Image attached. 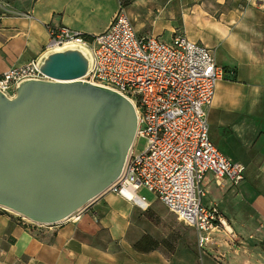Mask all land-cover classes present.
<instances>
[{
    "label": "crops",
    "instance_id": "crops-1",
    "mask_svg": "<svg viewBox=\"0 0 264 264\" xmlns=\"http://www.w3.org/2000/svg\"><path fill=\"white\" fill-rule=\"evenodd\" d=\"M120 8L140 36L184 35L227 72L209 109L210 135L246 167L245 179L220 186L209 174L205 184L226 226L202 248L192 228L172 245L141 251L135 243L145 235L162 241L143 231L130 238L140 208L107 191L77 222L38 226L0 211V264H264V0H0V76L40 60L51 30L96 36Z\"/></svg>",
    "mask_w": 264,
    "mask_h": 264
},
{
    "label": "built area",
    "instance_id": "built-area-1",
    "mask_svg": "<svg viewBox=\"0 0 264 264\" xmlns=\"http://www.w3.org/2000/svg\"><path fill=\"white\" fill-rule=\"evenodd\" d=\"M71 42L90 52V69L83 79L122 95L137 114L133 148L122 176L108 191L146 211L151 204L138 192L147 189L180 223L197 232L202 248L210 242L211 231L226 226L219 207L203 203L207 176L212 174L220 186H237L246 172L243 164L217 148L210 135L209 109L227 72L209 48L184 35L169 42L140 36L124 8L90 42L67 27L51 30L46 52L63 50ZM38 68L39 60L11 68L0 76V90L13 98L21 82L44 78ZM140 139L146 147L138 153ZM129 192L134 198L127 196ZM84 209L70 221H79Z\"/></svg>",
    "mask_w": 264,
    "mask_h": 264
},
{
    "label": "water",
    "instance_id": "water-1",
    "mask_svg": "<svg viewBox=\"0 0 264 264\" xmlns=\"http://www.w3.org/2000/svg\"><path fill=\"white\" fill-rule=\"evenodd\" d=\"M77 47L46 52L42 79L0 90V207L44 226L63 223L122 176L138 119L122 95L85 81Z\"/></svg>",
    "mask_w": 264,
    "mask_h": 264
},
{
    "label": "rangeland",
    "instance_id": "rangeland-1",
    "mask_svg": "<svg viewBox=\"0 0 264 264\" xmlns=\"http://www.w3.org/2000/svg\"><path fill=\"white\" fill-rule=\"evenodd\" d=\"M145 147L146 141L144 139H140L137 143L136 151L138 153L142 152ZM211 187L215 188L214 185H211ZM138 194L145 196L151 204V207L146 211L137 209V214H135L128 234L130 238L137 240L139 237L138 235L142 234L143 231L153 234L158 240L165 241L167 245H172L176 242L179 234L185 235L187 232L191 231L192 228L180 223L176 217L156 198V196L150 193L147 189L140 190ZM211 200L212 195L208 194L205 198H203V203L205 205H209L208 203ZM0 211L4 213L10 212L2 209L1 207ZM15 216L21 218V216H18L17 214Z\"/></svg>",
    "mask_w": 264,
    "mask_h": 264
},
{
    "label": "trees",
    "instance_id": "trees-1",
    "mask_svg": "<svg viewBox=\"0 0 264 264\" xmlns=\"http://www.w3.org/2000/svg\"><path fill=\"white\" fill-rule=\"evenodd\" d=\"M81 36L87 40V41H92L94 36H91V35H88V34H81ZM150 244L151 243V246L149 247H143V244ZM163 245L165 246L166 242L165 241H162V242H158L156 241L155 239H153L150 235H145L143 236L139 241H137L135 243V248L138 249V250H141V251H151V250H154L156 248H158L159 246Z\"/></svg>",
    "mask_w": 264,
    "mask_h": 264
},
{
    "label": "bare ground",
    "instance_id": "bare-ground-1",
    "mask_svg": "<svg viewBox=\"0 0 264 264\" xmlns=\"http://www.w3.org/2000/svg\"><path fill=\"white\" fill-rule=\"evenodd\" d=\"M69 47H77V48H80L81 50H83V52L87 55V56H89L90 57V52H89V50L84 46V45H82V44H78V43H75V42H71V43H67L66 45H65V48H69ZM63 49V48H62ZM57 50H61V49H57ZM56 50V51H57ZM127 196H129V198H134V196L129 192V193H127ZM2 208V207H1ZM3 209H5V208H3ZM5 210H7V209H5ZM8 211H10V212H12L11 210H8ZM14 213V212H13ZM16 214V213H15ZM18 215V214H17ZM18 216H20V215H18ZM22 217V216H21ZM22 218H24V217H22ZM24 219H26V218H24ZM71 219H68V220H66V221H64V222H67V221H70ZM40 226H44V225H40Z\"/></svg>",
    "mask_w": 264,
    "mask_h": 264
}]
</instances>
